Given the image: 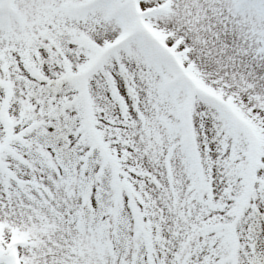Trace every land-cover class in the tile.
<instances>
[{
	"label": "snow or ice",
	"instance_id": "snow-or-ice-1",
	"mask_svg": "<svg viewBox=\"0 0 264 264\" xmlns=\"http://www.w3.org/2000/svg\"><path fill=\"white\" fill-rule=\"evenodd\" d=\"M0 264H264V0H0Z\"/></svg>",
	"mask_w": 264,
	"mask_h": 264
}]
</instances>
